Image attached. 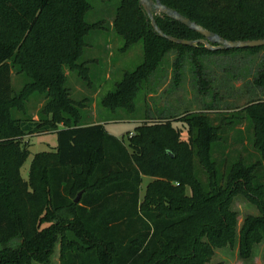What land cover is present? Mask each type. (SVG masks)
<instances>
[{
    "label": "trees",
    "instance_id": "obj_1",
    "mask_svg": "<svg viewBox=\"0 0 264 264\" xmlns=\"http://www.w3.org/2000/svg\"><path fill=\"white\" fill-rule=\"evenodd\" d=\"M161 1L226 39H264V0ZM91 8V0H0V264H49L57 244L60 264H210L215 248L236 242L248 258L264 242V99L241 108L222 105L213 86L219 105L147 116L130 133L129 145L103 123L81 122L66 68L84 77L89 70L82 63L89 38L105 28L86 20ZM112 18L125 40L123 50L142 42L144 59L101 99L111 110H135L141 86L171 53L172 84L181 86L188 63L190 73L194 66L201 73L202 87L193 84L205 94L211 69L200 64L203 54L264 52V46L211 51L201 43H174L155 31L139 0H120ZM155 19L168 35L204 38L167 15ZM15 68L29 78L19 92L12 83ZM257 74L254 82L264 86V57ZM34 93L47 98L41 117H15V111L26 113ZM227 112L236 113L239 123L249 121L257 162L248 164L239 155L231 164L228 157L219 160V166L213 158L222 137L221 114ZM52 132L57 145L36 153L23 178L27 137ZM145 176L153 179L142 193ZM239 194L260 215L247 216L238 231L231 205Z\"/></svg>",
    "mask_w": 264,
    "mask_h": 264
},
{
    "label": "rangeland",
    "instance_id": "obj_2",
    "mask_svg": "<svg viewBox=\"0 0 264 264\" xmlns=\"http://www.w3.org/2000/svg\"><path fill=\"white\" fill-rule=\"evenodd\" d=\"M91 3L92 8L87 13L86 20L91 23H102L105 28L96 29L89 38L92 46L86 48L82 58L83 65L89 67L86 78L76 70L66 68L67 86L71 97L78 103L81 122L103 121L109 133L123 139L129 145L130 133L134 132L137 125L142 123L147 116L169 117L189 109L202 110L205 108L203 106L209 103L219 105L221 99L215 96L213 86H218L217 90L223 96L222 105L241 108L252 99H264V86H259L254 82L258 70L261 69L264 52L249 54L246 51H233L230 54H203L199 59L200 64L212 70L208 71L210 82L205 94L198 93V87L195 86L202 87L201 73L196 71L195 66L194 71L190 73L191 66L188 63L185 69L186 74L182 72L181 86L177 88L175 83L172 84L176 53H171L155 74L141 86L135 100V110L106 108L102 105L101 99L115 88L116 83L123 78L126 72L134 71L142 63L144 49L143 43L139 42L123 50L125 40L111 26L112 17L116 14L120 0H91ZM162 68H164L163 71ZM27 82L29 78L25 74L18 73L15 68L12 82L14 90L19 92ZM46 102L45 95L34 93L25 102L26 113L15 111L14 116L37 119L41 117V110ZM211 114L214 115L215 124H219V114L215 115L214 112ZM221 117L224 121L221 129L222 137L218 146H214L213 158L218 162L228 157V162L231 164L240 157L239 155H242L248 164L257 162L259 154L252 144V130H248L249 121L243 119L239 123L237 114L233 112L223 113ZM183 132L184 137L187 138V130ZM26 143L29 146L30 155L22 166L21 173L23 178L28 179L34 155L41 151L51 150L52 146L57 144V134L52 132L29 136ZM222 169H224L223 166ZM196 171L198 176L205 181L206 176L202 175V168L198 161H196ZM152 179L150 176L144 177L142 193H144L146 184ZM186 192L190 194L191 189L187 188ZM231 208L237 213L238 231L247 216L260 215L258 206L243 194L234 198ZM251 251V256L246 258L241 255L238 242L234 245L218 247L214 249L210 264H264V242L254 245ZM34 264L43 263L34 262ZM49 264H60L59 244Z\"/></svg>",
    "mask_w": 264,
    "mask_h": 264
},
{
    "label": "water",
    "instance_id": "obj_3",
    "mask_svg": "<svg viewBox=\"0 0 264 264\" xmlns=\"http://www.w3.org/2000/svg\"><path fill=\"white\" fill-rule=\"evenodd\" d=\"M142 7L145 9L146 13L149 15L152 25L156 32H158L162 37L167 38L168 40L183 45H197L203 44L205 48L211 51L216 50H228V49H245V48H256L264 46V39H255V40H229L226 39L219 34L210 31L209 29L203 27L202 25L196 23L195 21L190 20L185 17L177 10L170 8L162 3L161 0H139ZM167 15L173 19H176L183 24L187 25L189 28L199 32L204 36L202 39L198 40H189L182 39L172 35L166 34L162 29L158 26L157 21L155 19V15ZM82 192H80L75 199V202L80 201V197Z\"/></svg>",
    "mask_w": 264,
    "mask_h": 264
},
{
    "label": "crops",
    "instance_id": "obj_4",
    "mask_svg": "<svg viewBox=\"0 0 264 264\" xmlns=\"http://www.w3.org/2000/svg\"><path fill=\"white\" fill-rule=\"evenodd\" d=\"M93 123H103V121L101 122V121H99V122H93ZM93 123H91V124H93ZM57 145V144H56ZM56 145H54V146H52V148H54ZM50 151V150H49ZM144 182V181H143ZM146 186H147V184H146ZM146 186H145V188H146Z\"/></svg>",
    "mask_w": 264,
    "mask_h": 264
}]
</instances>
